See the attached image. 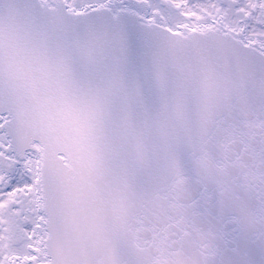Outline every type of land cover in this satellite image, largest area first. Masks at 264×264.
<instances>
[{
    "label": "snow or ice",
    "instance_id": "snow-or-ice-1",
    "mask_svg": "<svg viewBox=\"0 0 264 264\" xmlns=\"http://www.w3.org/2000/svg\"><path fill=\"white\" fill-rule=\"evenodd\" d=\"M0 264H264V0H0Z\"/></svg>",
    "mask_w": 264,
    "mask_h": 264
}]
</instances>
